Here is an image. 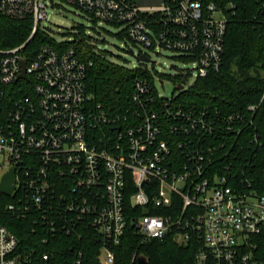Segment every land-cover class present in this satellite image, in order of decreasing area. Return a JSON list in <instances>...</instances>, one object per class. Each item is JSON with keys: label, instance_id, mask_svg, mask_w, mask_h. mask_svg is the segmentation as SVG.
<instances>
[{"label": "built area", "instance_id": "built-area-1", "mask_svg": "<svg viewBox=\"0 0 264 264\" xmlns=\"http://www.w3.org/2000/svg\"><path fill=\"white\" fill-rule=\"evenodd\" d=\"M57 1L0 0L4 17L31 24L23 44L0 49V186L15 169L8 209L36 211L68 234L91 227L102 242L101 263L115 264L131 182V206L141 213L130 225L138 236L193 245L194 264H264V169L236 166L260 105L232 114L188 107L137 76L123 113L107 112L88 90L94 63L82 58L86 49L75 39L56 41L44 24ZM59 1L121 27L135 46L192 62L197 79L220 71L237 10L232 0H165L155 8L138 0ZM157 210L165 212L150 214ZM18 248L0 224V264H28ZM49 260L45 254L41 263Z\"/></svg>", "mask_w": 264, "mask_h": 264}, {"label": "trees", "instance_id": "trees-1", "mask_svg": "<svg viewBox=\"0 0 264 264\" xmlns=\"http://www.w3.org/2000/svg\"><path fill=\"white\" fill-rule=\"evenodd\" d=\"M237 5L236 15L228 24L225 51L219 72L197 79L191 87V99L186 106L218 109L222 113L247 112L251 105H260L253 124L246 128L243 151L237 152L239 164L249 163L261 174L264 169V0H232ZM29 21H13L0 13V49H9L23 44L29 37ZM123 36V35H122ZM83 38H79V43ZM36 40L29 45L33 46ZM94 65L87 72V86L94 101L107 112L123 113L128 106L131 80L137 76L124 66L88 58ZM177 84L185 85L183 80ZM258 143L251 144L253 136ZM239 154V155H238ZM125 193L128 226L121 243L115 247V264H138L139 256H145L149 264H194L196 247L180 246L171 236L165 239L145 240L135 234L131 221L141 209L131 206L135 189L130 182ZM12 199L0 196V224L13 233L18 241V252L28 259V264H42V256L50 257L49 264H76L82 253L80 264H102L100 261L102 242L91 227L79 226L74 233L53 230L51 223L42 219L36 211L20 216L8 209ZM26 204V203H25ZM30 206V205H29ZM164 210L150 214H161Z\"/></svg>", "mask_w": 264, "mask_h": 264}, {"label": "rangeland", "instance_id": "rangeland-1", "mask_svg": "<svg viewBox=\"0 0 264 264\" xmlns=\"http://www.w3.org/2000/svg\"><path fill=\"white\" fill-rule=\"evenodd\" d=\"M58 7L49 9L48 19L44 22L53 32V38L58 42L76 40L79 47H84L88 58L95 57L97 61L110 62L124 66L136 75L146 73L155 89L162 95L178 96L182 103L191 99V87L195 85L197 71L192 62L182 60L177 54L168 50L151 51L141 46L133 45L121 34L122 28L105 23H96L81 10L57 1ZM79 38L83 41L79 43ZM135 56L147 54L151 63H141ZM175 66V69L172 68ZM186 85L184 91L176 89L178 80Z\"/></svg>", "mask_w": 264, "mask_h": 264}, {"label": "water", "instance_id": "water-1", "mask_svg": "<svg viewBox=\"0 0 264 264\" xmlns=\"http://www.w3.org/2000/svg\"><path fill=\"white\" fill-rule=\"evenodd\" d=\"M165 0H138V4L141 7H150V8H155V7H161L163 5ZM131 56H134L139 62L143 63H151L152 61L147 58L146 56H135L134 51L130 50L129 51ZM173 69H175V66H172ZM25 74H22V77H24ZM178 90H183L184 86L183 85H178L177 86ZM0 191L3 195L7 197H13L14 191H15V169H13L10 173L5 175V177L2 180V184L0 186ZM138 264H149L147 258L145 256H139L137 259Z\"/></svg>", "mask_w": 264, "mask_h": 264}]
</instances>
